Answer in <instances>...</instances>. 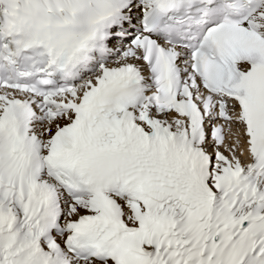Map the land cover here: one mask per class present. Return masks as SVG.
Listing matches in <instances>:
<instances>
[{
	"label": "snow or ice",
	"instance_id": "6c2138e0",
	"mask_svg": "<svg viewBox=\"0 0 264 264\" xmlns=\"http://www.w3.org/2000/svg\"><path fill=\"white\" fill-rule=\"evenodd\" d=\"M0 264H264V0H0Z\"/></svg>",
	"mask_w": 264,
	"mask_h": 264
}]
</instances>
